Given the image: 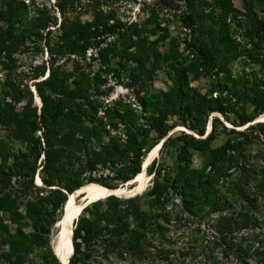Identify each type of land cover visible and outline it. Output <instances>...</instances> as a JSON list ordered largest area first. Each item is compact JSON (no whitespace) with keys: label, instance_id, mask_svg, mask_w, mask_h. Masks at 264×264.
<instances>
[{"label":"rangeland","instance_id":"obj_1","mask_svg":"<svg viewBox=\"0 0 264 264\" xmlns=\"http://www.w3.org/2000/svg\"><path fill=\"white\" fill-rule=\"evenodd\" d=\"M59 2L65 5V15L70 21L76 19L75 22L82 26L97 23L99 25L93 28L98 27L99 31L105 27V22L120 21L122 35L108 34L101 45L114 43L110 50H103L98 56L96 51L100 47L88 48L79 56L80 63L75 64L73 54L57 52L58 45L64 42ZM5 3L17 7L21 15L14 23L0 20V106L8 105L13 120L11 127L0 123V264H59L51 245L58 231L59 210L53 208L54 196L50 188L63 190L60 187L62 178H74L80 172L82 186L106 187L100 182L89 181L95 178L133 189L138 185L136 176L139 180L144 168L145 183L133 193L137 192L141 209L153 215L155 224L146 232L142 257L126 254L119 258L97 246L89 264H264L260 256L264 253V190L257 193L252 188L247 197L230 196V181L238 174L237 170H232L224 182L216 183L225 205L219 213L209 212L200 204L190 205L180 195L185 159H190L193 169L201 171L210 160L208 148H217L228 139L243 142L242 149L249 153L250 163L256 164L259 172L252 175V185L263 174L260 173L264 165L263 134L256 137L257 129H252L247 138L245 134H237V131L256 125L257 120L264 124L259 118L264 116V63L256 48L258 41L249 33L250 26L242 15L241 0H203V6L209 8L206 12L210 14V28H204L208 25L193 28L183 25L184 0H0V9L6 8ZM43 11L44 15L57 17L56 24L47 28L51 29L48 34L47 29L36 28L38 12ZM256 11L258 17L264 19V0L256 3ZM212 56L214 62H209L206 58ZM155 59L152 80L147 72ZM52 63L62 65L65 72L74 73L66 77L56 73L49 82L46 78ZM80 72L84 74L79 77ZM182 75L187 76L190 86L210 100V104L220 103L229 119L218 111L208 116L198 112L188 114L187 104L176 102L166 115L161 113L167 128L165 138L170 136L168 144L154 151L165 138L156 143L154 134L146 131L144 122L149 116H157L161 105L153 104L151 100L155 99L145 92L152 84L168 93L167 97H172L174 83ZM5 81L21 87L27 85L32 90L37 115H40L42 102L35 85L43 81L46 82L44 93L52 98L56 96L53 89L57 97L61 93L71 98L81 94L84 101L73 98V104L84 103L87 105L84 114L95 112L96 117H102L103 123H107L106 107L114 104L118 109L127 107V117L122 121L113 120L115 129L108 125L107 128L119 146L139 148L140 172L134 182L126 187V182L118 181L115 178L118 166L113 162H100L91 169L83 154L72 155L56 167V172L41 163L43 154L36 160L33 146L38 138L44 145L43 129L22 135V124L36 122L33 106L27 102L28 95L6 97L2 89ZM140 87L146 90L138 93ZM234 90L256 96L239 102L231 97ZM141 100L148 102L145 109ZM248 118L252 121L238 125ZM212 126L217 136L209 147L184 135L176 139L181 132L203 138ZM198 130H203L204 135H199ZM99 132L106 142L107 135L102 129ZM72 135L69 133V137L76 139L82 133ZM50 136L51 142L58 145L66 135ZM154 159V170L160 172V177L156 191L147 194L157 177V173H147ZM32 167H35L33 175L30 173ZM48 177L54 180L55 186L47 187L43 183L41 178ZM82 198V194L76 195L77 201ZM247 198L253 202L248 209V225L240 224L232 234H227L226 219L237 218L245 211ZM239 242L247 252H238Z\"/></svg>","mask_w":264,"mask_h":264},{"label":"trees","instance_id":"obj_2","mask_svg":"<svg viewBox=\"0 0 264 264\" xmlns=\"http://www.w3.org/2000/svg\"><path fill=\"white\" fill-rule=\"evenodd\" d=\"M258 1L259 0H241V7L243 9L242 15L251 29L249 33L253 34L254 38L258 41L256 43V48L260 50L258 55L262 57L260 60L264 63V61H262L264 58V19L257 15L256 3H258ZM184 3L186 10L181 15L184 26L193 28V26L208 25L210 14L206 11H208L209 8L203 6V0H184ZM57 5L61 12L60 14L63 15L60 26L61 29H63L62 38L64 41L62 45H58L57 52L63 55L66 53L73 54L74 58L72 62H75V64L80 63V61H78L79 56L85 53L88 48L100 47L96 51L98 56L103 54V50H110L112 46H114V43L106 42L104 47L101 45L108 34L112 36L114 33H118L119 36H121L123 33V31H120L123 30L120 28V21L113 20L112 23L105 22V27H102L99 31L98 27L93 28V26L99 25L97 23L91 26H82L78 24V22H75L76 19L70 21L65 15V5L62 4V2L57 3ZM18 15H21V11L10 4H6L5 9H0V20L2 21L14 23ZM38 16L39 20L36 26L38 29L45 30L50 27L49 25L52 23H54V25L56 24V16L52 18L48 16V14L44 15V11L38 12ZM69 26L74 27L68 29ZM204 28H210V26H204ZM50 32L51 29H47V34ZM208 55H211L210 49H208ZM206 59L209 62L214 60L213 56ZM156 60L157 59L151 63V69L149 67V71L147 72L149 78L152 80L154 79L153 74L156 70V68L153 67L156 65ZM63 68L62 65H53L52 63L46 79L50 82L56 77V73H60L63 77L74 73L65 72ZM83 74L79 75V77L83 76ZM40 75H43V71L40 72ZM45 85V81L38 82L35 85L36 93L42 102L40 115H37V107L33 105L32 90H29L27 85L21 87L19 84L15 85L6 81L2 84V89L6 97H26L28 95L29 99L27 102L29 105L33 106L32 114L36 122L26 124L30 127L32 126L31 128L25 124L20 125L23 136H27L29 132L32 133V131L43 129L41 138L44 140V145H42L41 140L38 138L37 144L33 146L36 160L43 154V158L40 160L41 163H43L44 166L47 165L48 168L56 172L58 171L56 167H60L64 161L68 160L72 155L83 154L86 163H88V167L91 169L100 162H113L118 166L115 176L118 181L125 183L132 180L140 172L139 148L135 149L133 147L128 148L126 146H119L113 138L114 135H111L110 130L107 128L108 125L112 129H115L112 121L115 119L122 121L124 116L127 117L129 114L125 112L127 107L118 109L116 104L106 107L104 115L107 119V123H103L102 117H96L95 112L84 114L83 111L87 108V105L84 103L76 102L77 104H73V98L84 101L85 98L81 94L78 93L71 98L70 95L61 93V96L59 94L57 97V92L53 89L56 96L52 98L44 93L43 87ZM144 89L146 90V88L140 87L138 93L140 91H145ZM145 93H150L152 96L151 99H155L151 100L154 101L153 104L161 105L160 108L157 106L160 111L157 116H149L144 122L146 131L154 134L156 143L163 140L167 134V128L162 120L164 117L161 116V113L166 115L167 112L170 111L168 109H174L173 105L176 102L178 105L182 103L187 104L185 111L188 114L198 112L208 116L212 112L218 111L224 115L226 119H229L219 102V105L215 104V101L213 104H210V100L207 101L196 89L190 86L187 76L184 75L175 81L172 97H167L168 93L163 92L159 88H154L152 84ZM250 96L255 97L256 95H251L243 90H234L233 94H231V97L239 102L250 99ZM173 97L175 98V102H173ZM146 103L148 104L146 100H141L140 104L143 109L146 108ZM2 107L3 108L0 106V123L11 127L13 120L11 116H9L8 105L4 104ZM250 121H252V118L243 119L238 125H244ZM38 123H40V125H38ZM224 128L226 129V127ZM100 129L107 135L108 140L106 142L101 139L102 132H99ZM252 129L258 130L256 137H259L261 134L264 136V124H261V122L256 123V125L252 124L243 131H237V134H245L247 138ZM68 132L73 135L79 132L82 133V136H77L76 139H73L69 137ZM62 133L66 135L65 139L58 142V145L57 143L53 144L50 135H59ZM198 133L199 135H204L203 130H198ZM182 135H184L185 138L200 142L209 147L210 143L216 139L217 132L215 126H212L210 131L203 138H195L191 134H184V132H181V135L176 139H179ZM93 138L98 141H94ZM169 138L170 136L164 139L161 149L168 144ZM242 143L243 142L236 143L234 140L228 139L217 148H208L210 160L207 166L201 171L193 169L190 159H185L184 166L181 169L182 190L180 195L183 201L188 202L190 205L200 204L202 207L205 206L209 212H221L225 205L222 202V195L216 183L220 180L224 182L226 177L231 175L232 170H237L238 174L236 178L230 181V183H232L230 196L247 197V192L251 191L252 188L257 193L262 192V190H264V165L262 170L260 169V173H263L260 175L261 179L256 184L252 185L254 179L252 175L259 171L256 164L250 163L249 153L247 154L242 149ZM154 162L155 159L147 167V173H157V177L154 178L153 184L147 191V194H153L156 191L157 182L160 177V172L154 170ZM34 171L35 167H32L30 173L33 175ZM50 173L52 174V172ZM79 174L80 172L78 176H76L77 178H62L63 182L60 187L63 190L55 187L50 188L51 194L54 196L52 199L53 208L59 210L57 220L62 216L63 207L68 194H72L77 188L84 184ZM41 179L47 187L55 186V182L51 177ZM135 180L138 182V175ZM89 181L100 182V184L110 189L123 188L118 187L117 184L105 183L103 180L95 178L89 179ZM139 199L140 197L137 195L128 198H119L110 195L92 202L83 208L77 220L74 222V228L72 223L71 230L73 229V233L70 254L72 247L73 253L68 264H89L93 260L92 257L95 253V247L97 246H101L104 251L119 258H123L126 254L130 256L133 255L136 258L142 257L144 253V244L146 242V232L149 226L155 224V222H153L152 219L154 217L150 212L147 213L141 209ZM247 200L248 203L245 211L237 215V218L233 217L226 219L225 229L227 234H232L233 231L239 228L240 224L245 225V227L248 225V209H251L253 202L249 198H247ZM236 248L238 252H247V249L240 242L236 245ZM260 256L264 258V253H260Z\"/></svg>","mask_w":264,"mask_h":264},{"label":"bare ground","instance_id":"obj_3","mask_svg":"<svg viewBox=\"0 0 264 264\" xmlns=\"http://www.w3.org/2000/svg\"><path fill=\"white\" fill-rule=\"evenodd\" d=\"M260 119L264 120V116H260ZM160 145H157L154 149L158 150ZM145 176V168L142 172L139 173L138 185L133 189H125V188H114L109 190V188L100 186V185H89V186H81L75 190L73 194L68 195L67 200L65 202V215L62 219L57 221L58 223V231L55 238L52 240V250L54 255L56 256L59 264H68V258L70 256V232L73 220L76 214L81 209V206L85 200L96 199V198H104L108 193L115 194L117 196H129L132 195L135 190H140L143 187L144 177ZM37 180L39 178L37 177ZM145 188V187H144ZM82 194L84 198L80 201L76 200V195ZM81 198V197H80ZM52 239V238H51Z\"/></svg>","mask_w":264,"mask_h":264},{"label":"water","instance_id":"obj_4","mask_svg":"<svg viewBox=\"0 0 264 264\" xmlns=\"http://www.w3.org/2000/svg\"><path fill=\"white\" fill-rule=\"evenodd\" d=\"M257 122H260V121L257 120ZM209 129H210V128H209ZM161 145H162V143H161ZM161 145H160V146H161ZM160 146H159V148H160ZM159 148H158V149H159ZM134 179H135V177H134L132 180L126 182V183H125V186L127 187V185H130V183H133V182H134V181H133ZM109 190H111V189H109ZM74 192H75V191H74ZM110 195H113V196H116V197H119V198H122V197L127 198V197H133V196H136V195H137V192H136V193H133L132 195H129V196H117V195H115V194L108 193L104 198H106L107 196H110ZM99 199H101V198H96V199H93V200L87 199V200H85V202H83V204H82V206H81V209L79 210V212L76 214V216H75V218H74V221H73V228H74V222L77 220V218H78V216L80 215L82 209L85 208L86 206H88L89 204H91L92 202H95V201H97V200H99ZM64 215H65V204H64V207H63V213H62V216H61L62 219H63ZM56 227H58V223H56ZM72 233H73V229L71 230V239H70L71 244H72ZM72 253H73V247H72V250H71V254H70L69 258H68V261H67L68 263H69V259H70L71 255H72Z\"/></svg>","mask_w":264,"mask_h":264}]
</instances>
